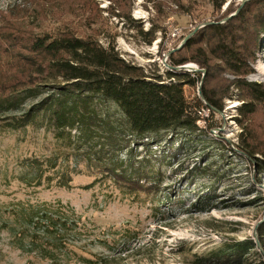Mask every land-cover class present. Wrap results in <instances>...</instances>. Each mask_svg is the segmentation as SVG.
<instances>
[{
	"label": "rangeland",
	"instance_id": "1",
	"mask_svg": "<svg viewBox=\"0 0 264 264\" xmlns=\"http://www.w3.org/2000/svg\"><path fill=\"white\" fill-rule=\"evenodd\" d=\"M261 7L264 0H0V90L5 93L18 82L14 81L17 63L28 67L34 57L29 51L33 37L46 31L70 28L105 47H116L123 59L142 66L147 74L165 78L169 51L210 24L226 27L224 36L214 29L205 30V38L200 36L177 59L198 56L212 66L206 87L223 109L210 107L201 99L199 89L207 69L195 61L183 64L192 63L201 70L187 71L194 84L185 85V97L198 126L225 145L228 156L219 164L218 175L209 172L193 178L187 169L202 162L203 149L196 146L174 156L177 145L165 142L171 132L154 133L150 142L163 141L139 146L136 156L138 162L144 159L140 173L159 175L143 179L142 188L122 189L109 174L91 173L87 157L81 152L76 158L75 149L47 127L0 131V264H206L203 258L208 252L226 241L246 237L260 241L264 179L258 181L255 166L239 145L248 141L264 149V102L247 88L249 83L264 88ZM151 31H156V39L150 43ZM221 39L231 50L242 52L245 61L255 57L247 61L241 74H234L217 57L219 53L213 54ZM249 102L256 104L252 112L245 110ZM162 147H167L168 157L159 161L154 157ZM210 151L218 159V149ZM57 154L61 155L58 162L68 160L66 155L71 165L80 161L73 187H30L19 182L21 161L53 159ZM211 186L216 188L215 205L210 210L194 208L197 195L206 194ZM18 202H49L74 213L72 232L66 237L67 254L52 262L48 254L31 250L28 242L18 240L20 231L12 210ZM37 239L49 241L42 234Z\"/></svg>",
	"mask_w": 264,
	"mask_h": 264
},
{
	"label": "trees",
	"instance_id": "2",
	"mask_svg": "<svg viewBox=\"0 0 264 264\" xmlns=\"http://www.w3.org/2000/svg\"><path fill=\"white\" fill-rule=\"evenodd\" d=\"M259 11L264 13V7ZM260 27L262 33L264 20L260 19ZM205 28L227 35V32L224 33L226 27L222 25L210 24ZM205 30L196 32L185 45L172 52L169 55L170 65L179 66L186 61H195L206 67L202 94L210 107L222 110L223 106L206 87L212 66L198 56L177 59L184 48H193L200 36L205 38ZM151 34L150 43L156 39V31H151ZM33 38L29 51L34 57L30 59L28 67L17 63L14 81L18 82L7 93L0 90V131L28 126L39 129L47 127L75 149L73 154H76V158L81 152L87 157L91 173L96 170L103 176L109 174L111 179L121 184L122 189L142 188L143 179L159 175L140 173L138 170L144 159L138 162L140 159L136 156L139 146L163 141L155 139L150 142L152 134L158 132H166L167 135L171 132L165 142L177 145L174 156L178 151L189 152L196 146L203 149L200 153L202 162L187 169L188 176L203 177L209 172L219 174V164L228 159L224 151L226 146L213 139L209 130L197 124V116L186 100L184 89L185 85L194 84L191 72L166 69L165 78L162 74L149 75L142 66L123 59L116 47H105L97 40L79 35L67 27L57 32L46 31ZM224 43L221 39L213 54L219 53L217 57L234 74H241L243 67L248 65L247 61H253L255 57L248 56L245 61L246 56L242 52L231 50ZM262 86L247 84L254 98L264 102ZM198 102L203 104L199 98ZM112 106L114 110H111ZM245 106H249L245 110L251 112L256 108L253 102ZM239 146L255 166L258 181L264 179V149H257L248 141H242ZM213 148L220 152L218 159L213 156L214 151H210ZM166 149L162 147L160 155L155 154L154 158L165 160L168 157ZM123 155H127V159H123ZM60 156L57 154L47 160L38 157L24 159L20 162L22 171L17 175L19 182L30 187L44 184L47 187H73V176L79 173L80 161L71 165L68 161L70 157L66 155L68 160L64 158L58 162ZM133 182L136 184L132 185ZM215 189L211 186L206 194L202 192L197 195L193 207L201 211L210 210L215 205ZM12 206L14 225L20 231L17 238L21 243L28 242L31 250L48 254L52 262L58 255L68 253L66 237L72 232V222H75L71 215L73 212L68 213L62 205L56 207L49 202H18ZM258 233L264 247V222L259 226ZM38 234L49 241L43 243L38 240ZM251 255L256 258L252 260ZM203 260L206 264H264V256L252 237L226 241L208 252Z\"/></svg>",
	"mask_w": 264,
	"mask_h": 264
},
{
	"label": "water",
	"instance_id": "3",
	"mask_svg": "<svg viewBox=\"0 0 264 264\" xmlns=\"http://www.w3.org/2000/svg\"><path fill=\"white\" fill-rule=\"evenodd\" d=\"M188 38H189V36L186 37V39H184V40L182 41V43L177 47V49H173V50H172V51L166 56V59H165V60H167V58L169 57V55H170L172 52H174L175 50H178V49L181 48L183 45H185L184 43H186V41H187ZM167 66L169 67V69H172V70H174V71H181V70H185L186 72H187V71H201L197 66L195 67L194 65H192V63H191V64H188V65H179V66H171L170 64H168ZM199 94H200L201 99H203L204 102H206V100L204 99V96H203V94H202V89H199ZM206 103H207V102H206ZM257 245H258L259 250H260V251L263 253V255H264V248L262 247L261 242L258 241V240H257Z\"/></svg>",
	"mask_w": 264,
	"mask_h": 264
},
{
	"label": "bare ground",
	"instance_id": "4",
	"mask_svg": "<svg viewBox=\"0 0 264 264\" xmlns=\"http://www.w3.org/2000/svg\"><path fill=\"white\" fill-rule=\"evenodd\" d=\"M192 65H194V66L196 67V65H195V64H192Z\"/></svg>",
	"mask_w": 264,
	"mask_h": 264
}]
</instances>
